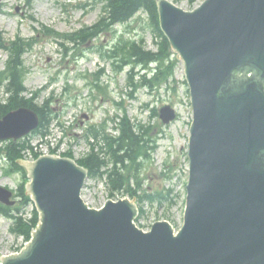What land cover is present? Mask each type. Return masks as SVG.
<instances>
[{
	"label": "water",
	"instance_id": "water-1",
	"mask_svg": "<svg viewBox=\"0 0 264 264\" xmlns=\"http://www.w3.org/2000/svg\"><path fill=\"white\" fill-rule=\"evenodd\" d=\"M158 3L194 107L183 228H138L129 199L88 208L87 170L45 155L26 164L41 222L22 252L0 264H264V0H205L193 11ZM160 115L167 123L176 113L165 105ZM38 123L29 107L11 111L0 119V139ZM12 195L0 185V201L13 204Z\"/></svg>",
	"mask_w": 264,
	"mask_h": 264
},
{
	"label": "rangeland",
	"instance_id": "rangeland-1",
	"mask_svg": "<svg viewBox=\"0 0 264 264\" xmlns=\"http://www.w3.org/2000/svg\"><path fill=\"white\" fill-rule=\"evenodd\" d=\"M171 1L186 10H192L204 0ZM102 12L101 4L93 3L92 0H3L0 8V31L5 39H14L17 35L29 38L37 33V39L24 55L28 71L25 83L29 92L43 89L38 104L42 103L51 91H55L56 96L60 97L58 102H54L56 111L65 121V125H72L70 129L67 127L70 134L62 139L59 148L61 152L72 149L76 158L88 152L89 140L85 136L86 129L93 123L105 122L106 118L115 114L122 116V106L117 105L118 101H124L132 120L152 124L154 129L151 137L158 138L157 148L152 152L151 158L144 160L141 165L139 179L142 188L139 189L137 181L133 182V185L139 191L148 189L149 192L155 190L167 192L169 188L172 191L168 194V199L162 201L148 199L136 201L142 209L136 222L138 226L147 230L158 220H168L175 229H179L183 224L186 203L188 143L192 121L190 92L188 84L184 82L186 76L183 60L177 54L173 79L155 88L140 86L143 69L135 68L132 75L135 81H138V87L131 95L129 67L117 72L110 61L102 59L94 52L93 44H110L123 33L128 35L140 30L145 36L148 47L156 48L153 34L145 31L139 19L129 24L117 25L107 34L93 40L87 39L76 45L70 43L72 48L68 52H65V48L60 44V38L49 37L42 28V24H46L62 33L76 31L95 23ZM142 16L146 14L142 13ZM8 56L9 53L0 48L1 69L5 67ZM101 69L105 70L101 77L104 88L99 92L93 89L91 91L86 85L87 79L80 74ZM0 96L7 97L3 91ZM166 103L176 107L179 117L167 125L163 124L164 128L161 131L159 124L161 119L159 115L157 117L153 115L152 108L159 109ZM81 113H88L90 119L81 123ZM106 123L108 127L112 126V121ZM38 139V135L31 137L32 141ZM25 155L30 157L28 151ZM3 169L0 165V183L15 189L22 179L21 174L15 171L6 173ZM109 192L104 181L97 178L88 181L86 196L92 199L94 204L109 198L129 196L117 191L113 197H110ZM31 209L32 206L25 208L24 215L30 216ZM12 226V220L0 214V258L18 251L24 245V239L12 232Z\"/></svg>",
	"mask_w": 264,
	"mask_h": 264
},
{
	"label": "trees",
	"instance_id": "trees-1",
	"mask_svg": "<svg viewBox=\"0 0 264 264\" xmlns=\"http://www.w3.org/2000/svg\"><path fill=\"white\" fill-rule=\"evenodd\" d=\"M103 4L104 15L92 26L80 29L71 33L67 39L79 43L100 35L111 29L117 23H128L141 10L145 11L149 17L146 25L155 38L157 39L158 49L153 50L145 45L144 38L137 33L129 38L122 37L120 41L115 43L108 49L98 47V51L104 56L112 60L113 65L121 69L124 65L131 64L130 83L136 88L132 72L136 66L143 69L155 63L156 66L149 70L148 73L142 74L141 84L156 87L165 82L173 75L175 63L171 59L172 50L169 39L161 29L158 2L156 0H95ZM50 31V29H47ZM30 42L22 38H18L6 43L0 37V47L10 50V58L7 61V68L0 72L1 81L7 80V91L10 93L7 100L3 102L0 99V117L8 113L10 110L20 107L29 106L38 111L40 115V124L36 129L37 132L46 133L53 118V109L51 108V98L47 99L42 105L36 104L35 100L39 96V92H34L31 97H26V87L24 85V62L23 54ZM99 81V75L96 77ZM96 86L99 90L103 86L97 82ZM154 114L157 111L153 110ZM152 125L142 124L141 122H133L127 113L120 119L119 135H113L106 131H100L97 127L92 126L89 129V135H93L97 140L91 143V150L78 162L89 170L91 177L107 178V184L110 190L123 191L132 195H137L138 189L131 186L132 181H137V185L141 188V180L139 172L142 168L144 160L151 156V152L156 148V139L152 138ZM102 137L105 145L100 146L96 150L99 143V137ZM28 147L26 140L18 142L11 141L4 147L0 148V156L5 153L8 162L7 172L20 171L23 175V181L20 183L17 195L21 197V203L11 207L0 203V213L13 219L12 232L22 235L29 240L32 231L39 223V213L36 208L32 211V216L27 218L21 214V211L33 203L30 195L26 193L27 172L25 167L19 164V158L22 157V150ZM72 156V153H67ZM104 154V155H103ZM170 193V190L168 194ZM113 194V193H112ZM168 194L158 190L156 192L145 193L139 195L141 199H168Z\"/></svg>",
	"mask_w": 264,
	"mask_h": 264
}]
</instances>
